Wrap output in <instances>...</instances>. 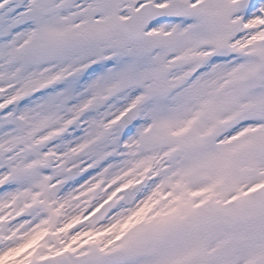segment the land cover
<instances>
[{"label":"snow or ice","instance_id":"snow-or-ice-1","mask_svg":"<svg viewBox=\"0 0 264 264\" xmlns=\"http://www.w3.org/2000/svg\"><path fill=\"white\" fill-rule=\"evenodd\" d=\"M0 264H264V0H0Z\"/></svg>","mask_w":264,"mask_h":264}]
</instances>
